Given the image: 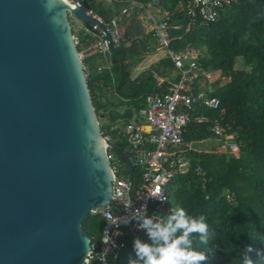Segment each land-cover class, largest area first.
Returning a JSON list of instances; mask_svg holds the SVG:
<instances>
[{
  "label": "water",
  "instance_id": "obj_1",
  "mask_svg": "<svg viewBox=\"0 0 264 264\" xmlns=\"http://www.w3.org/2000/svg\"><path fill=\"white\" fill-rule=\"evenodd\" d=\"M88 11L76 0H0V264H85L90 239L82 224L110 205L100 121L130 120L138 109L95 110L70 22L107 32ZM187 27L184 19L171 34L184 36ZM144 36L136 17L126 39L109 44L121 73L115 56L136 44L144 52ZM116 154L131 175L128 156Z\"/></svg>",
  "mask_w": 264,
  "mask_h": 264
},
{
  "label": "trees",
  "instance_id": "obj_2",
  "mask_svg": "<svg viewBox=\"0 0 264 264\" xmlns=\"http://www.w3.org/2000/svg\"><path fill=\"white\" fill-rule=\"evenodd\" d=\"M76 1L86 3L90 12L105 21L112 18L113 10L105 8L98 0ZM127 1L112 3L125 6ZM134 1L147 5L151 0ZM192 2L160 0L157 7L178 22L188 18L186 7ZM197 22L186 35L175 37L172 46L190 44L202 55L200 63L203 68L220 72L227 81L212 85L210 96L219 100L218 109L196 108L193 117L204 115L209 120H219L226 133L236 137L239 157H232L229 161L225 155L213 152L188 151L189 172L171 183L169 201L162 217L166 219L175 205L185 207L190 215L207 217L210 231L215 235L208 245L205 264H243L242 257L249 246L252 251L247 255L253 264H264V0H236L230 9L219 11L217 22L207 25ZM73 35L80 50L82 35L78 31H73ZM129 52L115 56L124 64L122 73L120 65L112 58L113 81L108 73L96 72L98 56L82 61L97 112L115 107L108 96L112 82L115 93L126 101L120 104L141 109L145 106L146 96L157 91L154 76L164 77L166 71L173 70L172 64L162 59L149 68L151 73L142 82L139 76L137 84H130L126 81L132 67L128 60ZM237 58L243 60L242 69L235 68ZM208 125L190 124L185 132V141L193 143L210 139L212 134L207 130ZM114 145L115 150L124 148L122 142ZM197 168L203 175L196 171ZM138 177L135 170V184ZM235 177L251 179L256 195L241 199L229 181ZM227 195L232 199L228 200ZM103 225L101 217L89 215L82 224V231L92 240L101 234ZM136 238L148 241L146 232L128 235L117 259L111 264H129L130 260L137 259L134 251ZM194 247L205 251V246L195 241Z\"/></svg>",
  "mask_w": 264,
  "mask_h": 264
},
{
  "label": "built area",
  "instance_id": "obj_3",
  "mask_svg": "<svg viewBox=\"0 0 264 264\" xmlns=\"http://www.w3.org/2000/svg\"><path fill=\"white\" fill-rule=\"evenodd\" d=\"M101 1L112 3L116 0ZM159 1L151 0L149 4L143 5L129 0L119 14L109 21L88 11L89 15L105 26L107 32L97 25L86 27L80 24L78 29L83 40L80 50L78 49L82 61L98 56L100 60L96 72L108 73L113 81V62L109 44L119 46L127 37V27L131 19L139 18L140 14L145 15L146 24H143L145 34L156 39L158 50L164 52L163 56L172 64L175 72V74L165 72L164 77L154 76L157 91L146 96L145 106L138 109L137 114H133L130 120L114 124L103 120L105 124L101 131L108 144L107 159L113 173L112 199L107 209L93 210L90 213L92 216L101 217L104 225L101 234L90 239L85 264H102L98 259V253L105 250L107 264H111L117 259L128 235L145 232L138 228L135 220H130L126 224L130 215L128 205H132V209L146 205L148 215L155 213L163 220L162 215L169 201L171 183L178 176L187 174L190 169L187 153L195 149L184 139L190 124H209L207 130L217 143L213 153L239 157L237 143L231 142L234 140L233 135L226 133L219 120H209L204 115L193 117L196 108L218 109L219 100L210 96L213 92L212 85L222 81V78L226 82V78L219 75L213 79V72L206 71L200 63L199 50L190 44L176 48L172 46L175 37L171 34V29L180 21L176 22L168 13L162 12L157 7ZM235 1L193 0L186 7L187 29L190 31L196 26L197 21L202 25L217 22L219 11L230 9ZM107 34L110 39L107 38ZM83 67L86 70L85 66ZM113 86L112 82L110 88L114 90ZM110 101L116 106L127 107L120 104L126 101L118 96L117 100ZM209 140L211 138L204 142ZM115 142L124 143L122 151L130 159L133 169L131 175L126 163H123L116 154ZM120 163L125 164L124 167H121ZM135 170L139 176L136 184L133 179ZM196 171L203 175L200 168ZM227 199L231 200L232 196L227 195Z\"/></svg>",
  "mask_w": 264,
  "mask_h": 264
},
{
  "label": "clouds",
  "instance_id": "obj_4",
  "mask_svg": "<svg viewBox=\"0 0 264 264\" xmlns=\"http://www.w3.org/2000/svg\"><path fill=\"white\" fill-rule=\"evenodd\" d=\"M127 208L130 215L126 224L135 220L148 237L147 242L140 238L134 240L137 259L130 260L129 264H205L208 260V245L215 234L210 231L205 215H190L185 207L175 205L166 219L160 220L155 213L148 215L146 205ZM194 241L204 245L205 251H198ZM106 251L98 253L102 264H107ZM251 251L249 246L242 257L243 264H253L247 255Z\"/></svg>",
  "mask_w": 264,
  "mask_h": 264
},
{
  "label": "rangeland",
  "instance_id": "obj_5",
  "mask_svg": "<svg viewBox=\"0 0 264 264\" xmlns=\"http://www.w3.org/2000/svg\"><path fill=\"white\" fill-rule=\"evenodd\" d=\"M105 6L106 5H104V7ZM115 7H117V9H118L119 5L116 4ZM150 11L153 12V9H150ZM142 18L144 19V22L146 23L145 15H142ZM70 22H71L72 31H76L78 29L77 26L80 27L79 23H76L73 20H71ZM146 40L149 41L148 48H147L148 49L147 54L155 53V55L151 58L145 57V55L140 51V48L139 49L135 48L132 51L130 63L132 64L131 72H132V78H134V79L139 77V75L142 73V71L147 70V68H150L151 66L155 65V63L159 61L160 57L163 54L162 51L160 53L157 52L159 46H158L156 39L149 36V38H147ZM243 67H244L243 60L241 58H237L235 68L236 69H242ZM226 81H227V79H226ZM108 91L110 92V94L108 95L110 97V99L111 100H117V95L114 92L113 88H110V90H108ZM104 124H105V122L103 120H101L100 121L101 127H103ZM216 145H217L216 141L214 140V138L211 137L210 141H206V143H202V144H195L193 147H194V149H196L198 151H206V152L210 153V152L214 151L213 149H214V146H216ZM225 156H226L227 160H229V161L233 157L230 155H225ZM124 165L125 164L120 163L121 167H124ZM229 181H230L231 185L237 190L238 196L241 199H247L250 197H254L256 195L255 191L253 189V181L251 179L241 180L238 177H235V178L229 179ZM243 187H246V188L244 189Z\"/></svg>",
  "mask_w": 264,
  "mask_h": 264
},
{
  "label": "crops",
  "instance_id": "obj_6",
  "mask_svg": "<svg viewBox=\"0 0 264 264\" xmlns=\"http://www.w3.org/2000/svg\"><path fill=\"white\" fill-rule=\"evenodd\" d=\"M98 1H100V2H102L103 3V5H106L105 7L106 8H111L112 10H113V15H112V18L113 17H115V16H117L118 14H119V12L121 11V9L124 7V6H119V8L117 9V7H115V5L113 4V3H109V2H105V1H101V0H98ZM154 12V11H153ZM139 18L142 20V22H143V24L145 25L146 23L144 22V19L142 18V14H140L139 15ZM77 28L79 29V26H77ZM78 29L76 30V31H78ZM145 36L147 37V38H149V35H146L145 34ZM143 37L142 38V42H143V48H144V52L147 54L148 52V43H149V41H147L146 39V37ZM135 48H140V51L144 54V52L142 51V49H141V46L140 45H138V44H136V45H134L130 50H128V51H130L129 53H130V58H131V55H132V51L135 49ZM157 52H161V51H159V50H157ZM155 55V53H151V55L150 56H146L145 55V57H149V58H151V57H153ZM164 55V52H163V54H162V56L160 57V59H159V61L160 60H162V59H165V57L163 56ZM128 60H130V59H128ZM158 61V62H159ZM158 62H156L155 64H157ZM126 64H127V62H126ZM147 70H149V68H147ZM166 73H167V71H166ZM171 73H173V74H175V72L172 70V71H170V73H167V74H171ZM131 74H132V72H131ZM213 79H215L216 77H219V75H221L220 74V72H218V71H216V72H213ZM223 80L222 81H218V82H224L225 80H224V78H222ZM118 96V95H117ZM118 98H121V97H119L118 96ZM125 106H127V107H130V108H133V109H135V107H133V106H130V105H125ZM210 141V140H209ZM202 143H206V142H193V143H189V145H191V147H193L195 144H202ZM194 148V147H193ZM196 150V149H195Z\"/></svg>",
  "mask_w": 264,
  "mask_h": 264
},
{
  "label": "flooded vegetation",
  "instance_id": "obj_7",
  "mask_svg": "<svg viewBox=\"0 0 264 264\" xmlns=\"http://www.w3.org/2000/svg\"><path fill=\"white\" fill-rule=\"evenodd\" d=\"M146 75H147V74H146ZM146 75H145V76H146ZM139 76H140V75H139ZM129 78H130V79H134V78H132V74L130 75ZM137 78H138V77H137ZM137 78H136V79H137ZM140 78H141V77H140ZM136 79H135V80H136Z\"/></svg>",
  "mask_w": 264,
  "mask_h": 264
}]
</instances>
